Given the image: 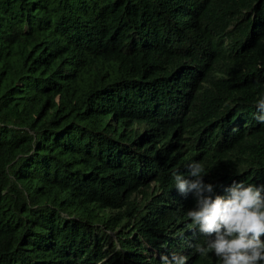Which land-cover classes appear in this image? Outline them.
I'll return each instance as SVG.
<instances>
[{"label": "trees", "instance_id": "obj_1", "mask_svg": "<svg viewBox=\"0 0 264 264\" xmlns=\"http://www.w3.org/2000/svg\"><path fill=\"white\" fill-rule=\"evenodd\" d=\"M261 98L264 0H0V264H216L174 174L264 185Z\"/></svg>", "mask_w": 264, "mask_h": 264}, {"label": "clouds", "instance_id": "obj_2", "mask_svg": "<svg viewBox=\"0 0 264 264\" xmlns=\"http://www.w3.org/2000/svg\"><path fill=\"white\" fill-rule=\"evenodd\" d=\"M199 84L202 89L200 79ZM256 107L255 119L264 124V98ZM186 168L192 179L177 171L174 180L182 196L191 193L195 198L187 217L205 240L204 245L195 246V251L200 255L211 252L216 264H264V241L260 239L264 235V185L233 183L225 189L226 196L215 195L214 185L203 181L207 171L202 163L193 160ZM187 261V256L172 252L161 255L159 264Z\"/></svg>", "mask_w": 264, "mask_h": 264}, {"label": "rangeland", "instance_id": "obj_3", "mask_svg": "<svg viewBox=\"0 0 264 264\" xmlns=\"http://www.w3.org/2000/svg\"><path fill=\"white\" fill-rule=\"evenodd\" d=\"M111 233V231H109Z\"/></svg>", "mask_w": 264, "mask_h": 264}]
</instances>
